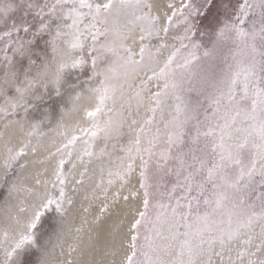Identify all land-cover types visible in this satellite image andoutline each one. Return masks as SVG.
Instances as JSON below:
<instances>
[{
    "label": "snow or ice",
    "instance_id": "obj_1",
    "mask_svg": "<svg viewBox=\"0 0 264 264\" xmlns=\"http://www.w3.org/2000/svg\"><path fill=\"white\" fill-rule=\"evenodd\" d=\"M0 128V264L77 195L89 264H264V0H0Z\"/></svg>",
    "mask_w": 264,
    "mask_h": 264
},
{
    "label": "bare ground",
    "instance_id": "obj_2",
    "mask_svg": "<svg viewBox=\"0 0 264 264\" xmlns=\"http://www.w3.org/2000/svg\"><path fill=\"white\" fill-rule=\"evenodd\" d=\"M157 2L163 5L167 0H157ZM4 133L5 130L0 128V158L3 157L6 145L9 143V134ZM21 178L24 179L25 182L31 183V178L24 173H21ZM124 194H127V191H125ZM80 205L81 197L80 195H77L75 203L69 212L66 233L63 239L56 243L51 256L48 257V259L53 261V264H89V262L92 261L113 259L111 255H106L107 249L103 248L102 244L96 245L95 251L88 246V237H95V232H89L88 230L90 227H95L94 221L95 217L99 214L100 201L97 200L93 203L89 214L83 213L80 209ZM84 217H87L88 224L84 225L85 233L81 234L84 238V242L82 243L80 237L77 236L75 229L81 225L82 218ZM0 226H2V213H0Z\"/></svg>",
    "mask_w": 264,
    "mask_h": 264
},
{
    "label": "rangeland",
    "instance_id": "obj_3",
    "mask_svg": "<svg viewBox=\"0 0 264 264\" xmlns=\"http://www.w3.org/2000/svg\"><path fill=\"white\" fill-rule=\"evenodd\" d=\"M233 2H234V0H233ZM17 15H20V14L18 13Z\"/></svg>",
    "mask_w": 264,
    "mask_h": 264
}]
</instances>
